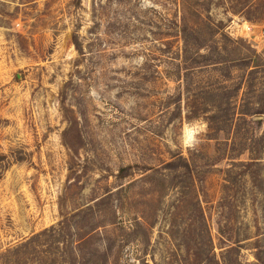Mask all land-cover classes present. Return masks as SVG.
Masks as SVG:
<instances>
[{"label": "rangeland", "instance_id": "1", "mask_svg": "<svg viewBox=\"0 0 264 264\" xmlns=\"http://www.w3.org/2000/svg\"><path fill=\"white\" fill-rule=\"evenodd\" d=\"M182 32L264 60V0H0V264H264V147L254 185Z\"/></svg>", "mask_w": 264, "mask_h": 264}, {"label": "trees", "instance_id": "2", "mask_svg": "<svg viewBox=\"0 0 264 264\" xmlns=\"http://www.w3.org/2000/svg\"><path fill=\"white\" fill-rule=\"evenodd\" d=\"M180 40L182 47L178 52L179 54L182 52V58H186L187 55L191 57H187L194 65L191 71L206 74L209 78L214 73L218 75L216 76L217 80L211 86L201 89L204 96L214 94L221 99L220 104L214 103L208 106L209 116L204 118L206 123L223 122L231 126V132L227 135L226 142L232 143L231 152L237 153V157H241L245 153L249 156L247 161L237 162L236 165L232 164V167L244 170L243 172L247 173L246 176H249L250 181L254 185H258L261 176L259 174L260 159L257 157L260 154V148L264 147V133L256 136L253 120L264 115V60L257 54H252L247 58H230L226 43L234 44L235 42L224 34L218 40L210 42L206 54H200L199 45L192 42L189 34L182 32ZM202 59L203 61H200ZM235 69L242 71L237 84L232 83L230 78L232 70ZM241 89H243V98L234 102L236 98L239 99L238 95ZM234 91L235 96L234 93L232 95ZM199 117L202 115L195 111L192 119ZM175 165L176 163L172 162L170 167L173 168ZM183 165L186 167V163ZM243 177L245 176L242 175L241 178ZM193 202V208L203 218L198 201L193 199ZM220 206L225 209L223 200L220 202ZM228 233L218 225V234L221 237H227Z\"/></svg>", "mask_w": 264, "mask_h": 264}, {"label": "clouds", "instance_id": "3", "mask_svg": "<svg viewBox=\"0 0 264 264\" xmlns=\"http://www.w3.org/2000/svg\"><path fill=\"white\" fill-rule=\"evenodd\" d=\"M205 127L204 122L198 118L187 121L181 136V143L186 147L195 148Z\"/></svg>", "mask_w": 264, "mask_h": 264}]
</instances>
